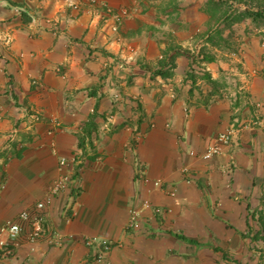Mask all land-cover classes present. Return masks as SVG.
I'll return each mask as SVG.
<instances>
[{
	"label": "crops",
	"instance_id": "crops-1",
	"mask_svg": "<svg viewBox=\"0 0 264 264\" xmlns=\"http://www.w3.org/2000/svg\"><path fill=\"white\" fill-rule=\"evenodd\" d=\"M96 1L100 12L88 0H0V227L46 201L60 158L82 152L75 185L46 202L45 227L61 244L25 242L2 264H253L264 247V128L253 123L223 154L200 155L255 118V102L264 110V17L255 15L264 0ZM240 44L258 70L242 85L249 102L220 93L226 55ZM194 45L207 54L204 83L190 79L180 50ZM138 161L162 188L143 180ZM145 201L166 211L145 209L127 229ZM87 237L109 242L102 261Z\"/></svg>",
	"mask_w": 264,
	"mask_h": 264
},
{
	"label": "built area",
	"instance_id": "built-area-1",
	"mask_svg": "<svg viewBox=\"0 0 264 264\" xmlns=\"http://www.w3.org/2000/svg\"><path fill=\"white\" fill-rule=\"evenodd\" d=\"M89 4L92 5L95 9V12L99 11V6L97 4L96 0H88ZM69 7H72L73 9L79 10L81 8L80 3H67ZM107 11V10H106ZM100 12V11H99ZM109 12V10H108ZM112 13L110 12V15ZM129 14L128 10L124 9L122 10V13H119L116 15V18L119 20L117 24L113 25L112 31L114 33H117L119 31V26L121 24L122 18L127 16ZM105 21L108 20V15H102V17ZM38 17L33 16L32 22L36 23L38 21ZM50 24L48 27L53 31L57 32V21L55 20H47ZM185 48H188V51H186ZM183 52H186L188 56H190V59H192V67L194 68V72L198 73L200 75L208 73L210 68L208 66H205V59L206 55L204 52L201 51L200 45H194L190 47H183L181 48ZM120 60V59H118ZM134 60V57L132 54L127 56V58H121L120 62L118 64L125 65V63H131ZM205 66V67H204ZM111 84H113L111 82ZM119 93L113 95L114 100H118ZM35 121H39V116L35 115ZM261 117L258 116L254 122V124H261ZM252 122V123H253ZM243 125H240L239 127H235V125H231L223 132L218 133L217 135L213 136L209 144L206 148V150L200 155L202 159L209 160L213 158L216 155H221L224 153L226 148L231 145L235 135H237L240 130L243 129ZM249 124H244V128H248ZM54 129H52L53 131ZM140 139L141 135H137L136 139ZM81 151L76 153V156H74L72 159H68L66 157H61L59 160V169L62 171L61 174L49 185L48 191L46 192L47 200L46 201H39L35 207L31 209H25L22 210L20 213H18L16 219L14 220H8L6 221L1 227H0V264H2V261L7 259L10 256H13L16 251L24 245L25 242L28 243H36L38 241H41L43 239H46L49 243L60 245L62 236L60 235H53L50 233V231L47 230L45 227V208H46V202L51 198V196H54L58 194L60 191L65 190L68 186H74L75 185V179L72 178V175L70 174V167L73 166L75 163H81ZM192 155H195V153L192 151ZM137 166L140 170H142V174L144 173L143 180L145 182L153 184L154 189H160L163 186V183L159 179H150L146 174V169L142 163L139 161L137 162ZM189 166L185 165L182 169V172L186 175L187 181L190 182V176L188 175L189 172ZM171 196H176V190L170 191ZM153 205L150 201H145L143 203V206L139 208H133L130 209V216H129V222L128 227H135L138 218L140 217L141 213L145 209L152 208ZM156 213H164L166 209H162L160 206L153 207ZM168 210V209H167ZM87 244L92 245L97 244V249L94 251L93 258L96 261H102L106 257V253L110 250V244L107 241H97V238L90 239L87 237Z\"/></svg>",
	"mask_w": 264,
	"mask_h": 264
},
{
	"label": "rangeland",
	"instance_id": "rangeland-1",
	"mask_svg": "<svg viewBox=\"0 0 264 264\" xmlns=\"http://www.w3.org/2000/svg\"><path fill=\"white\" fill-rule=\"evenodd\" d=\"M218 26H219V24H218ZM260 26H264V22L258 25V27H260ZM244 42L245 41H243V43ZM188 47H190V46H188ZM185 49H186V51H188V48H185ZM180 50H182V49H180ZM245 50H246L245 45L240 44V45H237L236 47H234V49H231L230 51H228V53L226 55L229 58L231 65H230L229 69L227 70L229 72V74L227 72L224 74L225 75V84H223V85H225V86H223L224 90L221 91L220 93L222 96H224L225 98H227L228 100L233 101V102L238 101V99L240 97H242L247 102H249L248 99L250 98V96L248 95V92H245L246 89L242 85L243 84L248 85L249 81H250V79H249L250 76L257 74V72H258L257 69H251L250 70L246 67L245 59L243 58V54H244ZM201 51L204 52L205 55H207L206 52L203 51V49ZM184 53L186 54V52H184ZM186 56L189 58V63H190V66H189V77H190V79L193 80L194 77L195 78L199 77L201 82L204 83L203 79L207 75V73L202 74V75L195 73L194 72L195 70L192 67V63H193L192 59H190V56H188V54H186ZM233 63H234V68H233ZM205 66H208L207 59H205ZM110 84H111V82H110ZM113 84H111V85H113ZM115 84L118 85L117 82H115ZM118 93L119 92L113 93L112 98H113L114 94H118ZM246 98H248V99H246ZM118 100H120V99L118 98ZM118 100H115V101H118ZM254 104L256 105L257 110H258V111H256V114L254 113V117L257 118L258 116H260L262 119L261 120L262 122H261V124H258V127L264 128V110H262L263 103L261 101H257ZM255 118H252L250 121H242V122L239 121L237 123H234L233 125H235V127H239L240 125H243L242 126L243 129L240 130V132H242V131L248 130L252 127V125L254 123L253 121L256 120ZM245 123L249 124L250 126L248 128H244ZM250 130H253V129H250ZM262 222H263V220L261 221V223ZM127 229H130V228L128 227ZM260 235H261L260 238L264 239V233L260 234ZM260 245H262V243H260ZM256 250L258 251L256 254V257L252 255V261H255L253 264H264V247H262V246L257 247Z\"/></svg>",
	"mask_w": 264,
	"mask_h": 264
},
{
	"label": "trees",
	"instance_id": "trees-1",
	"mask_svg": "<svg viewBox=\"0 0 264 264\" xmlns=\"http://www.w3.org/2000/svg\"><path fill=\"white\" fill-rule=\"evenodd\" d=\"M256 16H263L264 17V14H261V13H255ZM263 230H264V220H263Z\"/></svg>",
	"mask_w": 264,
	"mask_h": 264
}]
</instances>
